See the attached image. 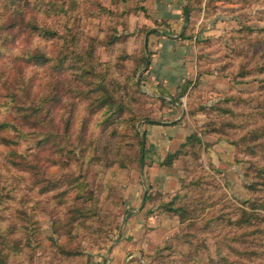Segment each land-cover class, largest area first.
<instances>
[{
  "label": "rangeland",
  "instance_id": "1",
  "mask_svg": "<svg viewBox=\"0 0 264 264\" xmlns=\"http://www.w3.org/2000/svg\"><path fill=\"white\" fill-rule=\"evenodd\" d=\"M165 2L0 0V264H264V0Z\"/></svg>",
  "mask_w": 264,
  "mask_h": 264
},
{
  "label": "crops",
  "instance_id": "2",
  "mask_svg": "<svg viewBox=\"0 0 264 264\" xmlns=\"http://www.w3.org/2000/svg\"><path fill=\"white\" fill-rule=\"evenodd\" d=\"M165 1L169 3L168 4L169 10H170L169 12H170V16H173V20H176V21L182 20V18H183L182 9L179 8L180 7V1L181 0H165ZM155 6L156 5H154V8H155ZM149 12L151 14L152 13H158L156 9H154V10H151L150 9ZM183 12H185L184 18L186 20V14H187L186 7L183 8ZM187 17H188V14H187ZM151 30L152 29H149V31H151ZM149 41H150V39H149ZM165 47H160V48L161 49H164ZM169 47L167 48V52H166L167 55H169V53H173L172 50L169 49ZM151 60H152V58H151ZM154 60L159 61V59H156V57L153 58V61ZM152 63H154V62H152ZM166 64H167V62H166ZM144 200H145V194H144V197L142 199V204L144 203ZM140 208H141V206H140ZM141 212H143V211L142 210L139 211V213H141ZM145 221H146L145 223H147V224L148 223L150 224V222H155V221H152L151 218H149V217L147 219H145ZM126 225H129V227H130V222L128 224H125L124 225L123 232H125V237L123 239H120L116 243V245L113 247V249L111 251V254H110V258H109V260L105 264H138L139 262H142L143 261V258H141V256H139L138 253L137 254L136 253L135 254L133 253V255H131L129 257L126 256V253L128 251L129 252H132L133 250H136V249H134L135 246L140 244V241H139V244H138V242L136 240H134V241H131L130 240V238L128 237L129 229H127V226ZM149 245H150V243H149ZM135 257H136V259H135Z\"/></svg>",
  "mask_w": 264,
  "mask_h": 264
},
{
  "label": "trees",
  "instance_id": "3",
  "mask_svg": "<svg viewBox=\"0 0 264 264\" xmlns=\"http://www.w3.org/2000/svg\"><path fill=\"white\" fill-rule=\"evenodd\" d=\"M186 12L188 13L189 12V10H188V8H186ZM184 15H185V12H184ZM35 27V26H34ZM36 29H38V27L36 26L35 27ZM151 32H153V31H151ZM182 37V36H181ZM75 40V39H74ZM42 57V55H40V54H38V55H33L32 57H31V60H36V61H34L36 64H41V62L38 60L39 58H41ZM143 60H145V59H143ZM102 86H104V87H106V84H103ZM107 89V88H106ZM103 93V92H102ZM103 94H105V93H103ZM102 101H104L103 103H102V105L103 104H105L106 103V101L103 99V100H101V101H99V102H102ZM129 108V107H128ZM29 109H31V113H33V114H35V115H37L38 113H39V110H40V108H39V106H38V103L37 104H34V105H32ZM118 109V112H119V115H121L123 112H124V106L122 105L121 107H118L117 108ZM21 111H23V110H21ZM25 112H26V110H25ZM25 117V116H24ZM147 122H149V123H155V124H158V122L157 121H152V120H149V119H147L146 120ZM135 135H137V132L135 133ZM144 140V139H143ZM143 140L142 139H140L138 142H137V145H138V147H139V149H138V154H139V156H140V147H141V145L143 144ZM175 156H174V154H172V153H169V154H167L166 155V159L168 160V161H166L167 162V164H170V162H171V160L174 158ZM138 162L140 163L141 162V157H139L138 158ZM114 164H116V165H114ZM112 166H117L116 168H123L124 167V165L123 164H121V163H112ZM111 190V189H110ZM166 210H169V211H171V212H173V213H179V211L181 212V210H183V208L181 207V208H178V207H175V206H173L172 205V203H167L166 204ZM2 220V219H1ZM0 220V221H1ZM182 222V221H181ZM244 224H247L246 222H243ZM239 225V224H238ZM240 225H242V224H240ZM246 226V225H245ZM237 227H240V226H237ZM27 245L25 244V243H23L22 241L20 242V244H19V247H18V253L21 251V249H24L25 247H26Z\"/></svg>",
  "mask_w": 264,
  "mask_h": 264
},
{
  "label": "water",
  "instance_id": "4",
  "mask_svg": "<svg viewBox=\"0 0 264 264\" xmlns=\"http://www.w3.org/2000/svg\"><path fill=\"white\" fill-rule=\"evenodd\" d=\"M187 14H186V20H187ZM147 35H148V32L145 34V41H146V37H147ZM145 46H146V44H145ZM146 62H145V64L147 65V63H148V58H146V60H145ZM145 65V66H146ZM143 70H145V68L143 69ZM137 82H139V78L137 79Z\"/></svg>",
  "mask_w": 264,
  "mask_h": 264
}]
</instances>
